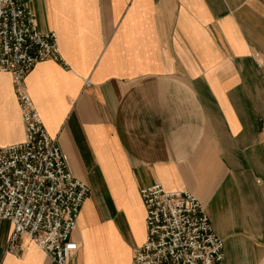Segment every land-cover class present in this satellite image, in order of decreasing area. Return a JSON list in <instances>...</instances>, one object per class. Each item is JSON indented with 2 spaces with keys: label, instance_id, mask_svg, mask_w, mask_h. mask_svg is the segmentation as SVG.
Listing matches in <instances>:
<instances>
[{
  "label": "crops",
  "instance_id": "obj_1",
  "mask_svg": "<svg viewBox=\"0 0 264 264\" xmlns=\"http://www.w3.org/2000/svg\"><path fill=\"white\" fill-rule=\"evenodd\" d=\"M62 62L24 84L70 174L87 185L68 264H131L146 236L140 188L202 204L222 264H264V0H21ZM0 71V145L22 141ZM0 219V264H59Z\"/></svg>",
  "mask_w": 264,
  "mask_h": 264
},
{
  "label": "built area",
  "instance_id": "obj_2",
  "mask_svg": "<svg viewBox=\"0 0 264 264\" xmlns=\"http://www.w3.org/2000/svg\"><path fill=\"white\" fill-rule=\"evenodd\" d=\"M44 60L63 61L56 33L39 31L21 0H0V71L12 77L24 126L22 141L0 145V219L13 226L5 250L18 255V239L26 236L68 264L77 249L71 233L89 189L68 171L25 89L27 74ZM259 67L264 76V58ZM139 192L146 236L133 248L131 264H222L223 241L196 196L160 182Z\"/></svg>",
  "mask_w": 264,
  "mask_h": 264
}]
</instances>
